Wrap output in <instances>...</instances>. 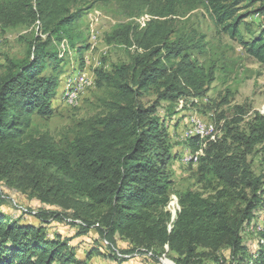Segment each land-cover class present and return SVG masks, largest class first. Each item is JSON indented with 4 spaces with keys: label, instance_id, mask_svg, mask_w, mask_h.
I'll list each match as a JSON object with an SVG mask.
<instances>
[{
    "label": "trees",
    "instance_id": "1",
    "mask_svg": "<svg viewBox=\"0 0 264 264\" xmlns=\"http://www.w3.org/2000/svg\"><path fill=\"white\" fill-rule=\"evenodd\" d=\"M114 1L129 16L146 11L149 18L142 25L119 23L105 35L108 43L133 48L129 61L95 70V83L107 86L106 96L93 115L77 120L69 137L57 141L33 126V116L52 114L62 73L58 43L66 40L74 47L73 27L92 0H0L2 28H37L24 38V56L5 57L0 65V180L42 203L70 210L83 230L95 227L112 243L119 235L134 249L164 252L166 247L176 264H204V259L246 264L242 231L264 200V174L254 173L248 154L264 146V116L255 113L247 131L239 129V115L224 123L220 137L186 139L197 158L201 189L178 192L171 213L165 167L172 155L158 109L165 101L169 114L175 113L174 103L204 96L215 80V66L199 65L191 53L204 51V35L182 33L168 16L201 5L216 30L264 68V0ZM251 13L262 23L256 32L245 27L246 38L241 25ZM50 64L52 72L46 74ZM152 94L150 103L143 101ZM42 216L57 218L58 213ZM43 224L12 219L0 209V264H84L69 238L49 237ZM253 264H264V255Z\"/></svg>",
    "mask_w": 264,
    "mask_h": 264
},
{
    "label": "rangeland",
    "instance_id": "2",
    "mask_svg": "<svg viewBox=\"0 0 264 264\" xmlns=\"http://www.w3.org/2000/svg\"><path fill=\"white\" fill-rule=\"evenodd\" d=\"M88 6L90 8L87 13L73 27V33L77 37L74 40V47L69 42L68 45L66 40L58 43L59 56L63 59L60 62L62 73L51 100L52 114L47 119L38 115L33 116V126L40 131H48L57 141L69 137L70 129L77 120L93 115L99 109V99L106 96L107 86L98 87L95 83V70L101 68L109 71L112 66L129 61L133 48H126L118 43H108L105 35L119 23L142 25L149 18V13L146 11L129 16L128 11L114 0H92ZM256 6L243 8L240 13L251 11ZM168 17L172 18V25L182 33L195 30L204 35V51L199 53L197 50H191L192 57L203 67L215 66V80L204 96L179 99L177 104H173L176 112L172 114L167 111L168 103L165 101L158 109L159 118L168 128L167 144L172 155L165 167V175L170 180L168 205L173 200L172 206H175L178 192L186 189H201L195 172L197 158L190 161L192 163L184 160L185 155L192 153L185 138L188 126L190 127L194 119L212 122L215 128L213 134L220 137L224 123L240 115L239 129L247 131L255 113L264 116V68L247 56L242 47L228 35L218 32L209 13L201 5L191 10L185 7L178 8L175 16ZM261 23V17L251 13L244 18L241 31L248 38L250 34L246 31L256 32ZM36 30L35 24L14 28H2L0 25V65L5 57H23L24 38L31 37ZM171 37L174 35L172 34ZM77 47L82 48L81 55L77 53ZM82 61L84 66L80 70ZM51 66L50 64L46 74L52 72ZM70 83H72L71 88ZM77 84L80 87L77 101L69 105L65 101L66 94ZM154 98L155 95L152 94L143 101L150 103ZM238 107H242L244 112L240 113ZM248 159L256 175L264 174L262 144L255 146L248 154ZM172 206L170 205V208L167 206L171 213ZM0 209L10 218L21 222L35 225L44 223L49 237L62 235L69 238V245L74 247L80 263L176 264L173 260L174 254L166 247L164 252L159 249L154 252L144 248L134 249L127 239L119 235L115 236L112 243L95 227L83 230L81 222L72 218L70 210L66 211L59 206L42 203L34 195L10 187L3 180H0ZM45 211H55L58 217H43L42 213ZM170 223L171 220L168 227L171 226ZM242 237L249 254V261L246 264H253L260 254L264 255V200L253 211L249 224L244 226ZM91 251V255L88 256ZM203 261L204 264H213L211 259Z\"/></svg>",
    "mask_w": 264,
    "mask_h": 264
},
{
    "label": "bare ground",
    "instance_id": "3",
    "mask_svg": "<svg viewBox=\"0 0 264 264\" xmlns=\"http://www.w3.org/2000/svg\"><path fill=\"white\" fill-rule=\"evenodd\" d=\"M78 84L76 85V87L73 90L69 91L66 94L65 101L69 105L74 104L77 101L78 91L80 89ZM72 96H73V99H72ZM199 122H200V124L205 125V127H208V128H206L204 130V133L202 134V136H200V138H204V137L209 136V135H211V134H213L215 132L214 124L212 122L207 123V122H203V121H201L199 119H194L192 124L189 127L190 133L186 132L185 133V138H188L189 136H198V134H195V133H197V130L199 129ZM184 158H185L184 160L186 162H190V161H194L196 159V155H194L192 153H189V154L185 155Z\"/></svg>",
    "mask_w": 264,
    "mask_h": 264
},
{
    "label": "built area",
    "instance_id": "4",
    "mask_svg": "<svg viewBox=\"0 0 264 264\" xmlns=\"http://www.w3.org/2000/svg\"><path fill=\"white\" fill-rule=\"evenodd\" d=\"M86 76H87V75L85 74V77H86ZM85 77H84V78H85ZM72 99H73V96H72ZM206 128H208V127H205V125L200 124V122H199V129L197 130V133H195V134H198V138H199L200 136H202V134L204 133V130H205ZM186 132L190 133L189 126H188V130H186Z\"/></svg>",
    "mask_w": 264,
    "mask_h": 264
}]
</instances>
